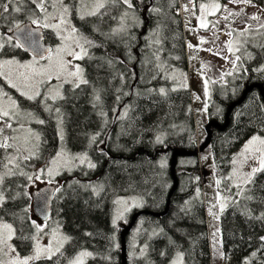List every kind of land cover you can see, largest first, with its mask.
<instances>
[{
  "label": "trees",
  "instance_id": "trees-1",
  "mask_svg": "<svg viewBox=\"0 0 264 264\" xmlns=\"http://www.w3.org/2000/svg\"><path fill=\"white\" fill-rule=\"evenodd\" d=\"M230 1L195 0L196 10L209 11L216 4V13H221ZM252 1L264 7V0ZM178 3L131 0V8L122 2L109 3L97 15L83 19L72 8L71 20L79 35L91 42L87 43L91 56L84 62L88 83L67 85L63 98L57 101L29 99L0 76L7 93L44 121L34 123L41 139L38 156L32 164H25L27 171L44 167L63 147L74 155H87L94 165L84 163L57 176L51 219L61 223L70 241L51 260L32 264H69L74 254L84 250L92 254L84 264H121L122 225L112 221L115 199L141 195L148 199L141 210L165 211L174 185L173 152L197 149ZM17 6L22 8L19 13L11 10ZM29 9H35L30 0H17L9 12L0 7V13L8 17H0L6 36L15 29L14 23L30 20ZM36 15L42 13L37 10ZM45 33L46 41L54 45L56 34L50 29ZM15 42L12 39L0 56L30 57L14 47ZM229 50L236 57L235 66L224 74L222 82L211 81L207 110L209 121L221 124L249 85L264 86V24L245 30L231 28ZM255 135L264 137V101L258 89L233 108L226 129L212 128L220 191L227 190L222 184L228 182L233 155ZM203 155L177 157V187L168 211L160 217L140 216L126 238L127 264H169L177 252L182 253L183 264H212L203 185L205 163L200 165ZM5 158V149H0V160ZM28 181L22 173L7 177L2 183L6 197L0 205V218L13 223L14 243L22 254L30 252L33 245L32 239L23 237L35 232ZM229 194L230 203L221 214L227 264H264V171L244 189L231 186Z\"/></svg>",
  "mask_w": 264,
  "mask_h": 264
},
{
  "label": "rangeland",
  "instance_id": "rangeland-1",
  "mask_svg": "<svg viewBox=\"0 0 264 264\" xmlns=\"http://www.w3.org/2000/svg\"><path fill=\"white\" fill-rule=\"evenodd\" d=\"M180 2L185 7L187 13L186 22H185L187 23V28L185 29V34L187 33L190 34L191 30H190V26L188 25V18L191 13H195L196 11L194 9L195 6L194 5L192 6V12H191L189 8L188 0H180ZM64 3L69 7V14L67 16V19L70 21V26L65 25L64 30L61 31V34L59 36L56 34V31L54 29L44 28V29L52 30L57 37V41L53 46V50L51 51V53L47 58L39 60L32 56L24 59H19L16 57L0 56V63L6 60H14L17 62L12 65H3L2 67H0V72L4 73V75L1 77H3L7 81V83L8 80H11L13 83L17 84V88L14 89L17 90L20 94L21 92L27 93V95H24L26 97H28V95H32L33 90L31 88L24 87L22 81L18 79V75L21 72H28L29 74H31L32 70L21 68L20 67L21 64H34L35 69L37 71H43L47 69L49 65L53 66L52 75L50 78L47 75L36 76L34 78V82L40 80L44 81L43 83L39 84L37 89L40 92V95L36 96L34 99L38 97H42V100H44L45 102H50V101L52 102L61 99L59 97L55 99L52 98L53 96H55V90H58L60 96L63 98L65 87L67 85H70L71 87H76L75 84L79 83V79L77 77L69 76L68 73L74 72L77 66L82 71V78L84 80H87L84 62L86 59H88L91 56L88 44L84 43V40L80 39V43L84 44V48L86 49L87 54L85 55L81 53V49L76 46V43L72 39L62 40L61 36H67L70 27H75L71 20V9L75 8V10L77 11V15L80 17L81 11L84 12L88 11L91 7V4L89 3L88 7L81 9L79 0H75V3L73 0H64ZM46 6L48 7L50 13L57 16V19L55 20L49 19L47 22L58 23L59 22L58 17L60 14L59 5L55 9L52 8L50 5H46ZM215 6L217 5L212 4L209 8V11L212 13H216L217 8ZM221 13H233V17H232L233 21L227 23V21L224 19L218 20V24L220 25V28L218 29L219 30L218 38L219 39L220 37L222 38V44L221 47L218 48L214 56L221 57L223 55V61L222 59L219 58V60L221 61V65L225 63L224 66L230 67L233 66L234 63H236V57H234V55H232L229 50V42L231 40V28L245 30L250 26H259L264 24V7L259 6L250 0H232L224 4ZM86 16L87 15H85V17ZM253 17H258V19H253ZM35 18H39L41 22H43L44 14L42 13L41 17H38L37 15L32 17V19ZM29 21H31V19ZM18 23L22 24V21H19ZM7 36L4 34V28L0 27V44L3 45V47L0 48V53L2 52V50L6 45L8 46V44L11 43L8 40V38L11 37V33L8 34ZM76 36L77 38L81 37L78 31ZM57 48H64V49L70 48L75 52L80 53L83 58L76 59L73 56L69 55L66 50L57 54L56 52ZM185 48L187 53L190 52L193 53V55L195 54V52L193 51L194 47L193 45L191 46L189 42L188 44L185 45ZM206 55H207V49L197 50L198 60ZM192 58L190 59L189 55H187V59L188 60L190 59V62L188 63L187 66V70L189 69L191 70L193 68ZM61 59L64 62H66V69L60 73V78L57 79L56 74L59 70L56 67V65L57 62L60 61ZM224 66L222 65V67ZM190 70L186 72V80L192 90V77H191L192 73ZM214 75L216 78L219 77L218 80L220 81L224 80L221 77L222 74L216 72ZM81 84L83 83H79V86ZM8 85L11 86L9 83ZM210 97H211V91L208 92L205 88L197 89L192 94V107H193V113L196 123V144L198 148H200L203 145V144L201 145V143H203L204 139L207 138L206 127L209 122L207 110H208ZM13 101H15V104H13ZM0 108H3L9 111L10 113L9 117H0V128H3V133L0 134V143L4 142L5 137L9 138L8 143L12 144L13 147L5 149L6 157H13L15 161L14 164H9L8 168L0 169V175H4L6 172H8V169H11L13 173L12 175L22 173L25 174L28 179L29 177H31V179H29L28 181V190L31 195L32 201H33L32 192L34 190L39 189L48 184L58 186L59 184L57 181V176H59L64 171H71L76 166H85L84 163L88 165H93L92 161L88 160L89 157L87 155L82 153H78L77 155H74L68 150L69 148L63 147L50 158L48 164H46L44 167L40 166L27 171V167L25 166V164H32L31 160L35 159L38 156L37 152H38L41 135L37 130V128L35 127L34 123H39V121L41 120L36 116V114L32 110L25 109L24 107H22L19 101L16 98H14L12 95H9L1 84H0ZM7 123H11L12 127L11 128L6 127ZM59 131H60V138L64 139L65 133L63 132L62 128H60ZM255 136H259V135H255ZM260 137L264 138L263 136ZM250 139H248L243 144V146L233 155V158L231 160L232 167L230 172L227 174L228 182L225 185L222 184V187L224 189L227 188L226 191H220L219 184H217V181L219 180L215 174V159H214L212 145L208 149L206 148L207 149V150L205 149L206 151L204 150L203 152H201L204 155L200 159V165L205 163L203 185H204V198L206 204L207 221L209 223V239H210L211 254H212V264H227V259L223 249V240H222V232H221V214L228 207L230 203L231 196L229 194V188L231 186H237V185H239L242 189L246 188L249 183H244V178L247 176L248 173L251 172V169L253 167L259 166L258 159L253 158V157L258 158L260 155L259 153L253 151L249 153H244L242 155L244 146ZM255 147H257V145L253 146V148ZM24 157H28V158L25 159ZM53 160L56 161L55 164H53ZM4 163H7L6 158ZM49 170H51V175H49ZM259 173L260 172L256 173L252 177V180ZM12 175H4L3 181L7 177H10ZM2 183H0V194L3 195L5 200L6 196L2 190ZM147 201L148 199H146L145 197L136 194L117 197L115 199V205L112 214L113 223L115 221L114 224L120 226L122 225V229H123V226L129 221V219H131L134 210L136 209L141 210V208ZM2 203H0V205ZM222 206H223V210H222ZM32 211H33V205H32ZM33 219L37 224H40L43 228V231L40 233H37L35 229L33 235L38 238L39 244L41 246H47L49 243H51L55 248L62 244L63 246L60 248L61 251L70 241V236L66 232H64L61 223L58 222L56 218L51 219L50 217L49 218L50 220L48 219L46 221H43L39 217H37L33 211ZM0 222H6L13 225V223H11L10 221L8 220L6 221L1 218H0ZM135 231L137 233L138 228ZM134 236L135 235H133L132 237L133 242L135 239ZM8 243L13 248H15L16 251L8 252L7 255H5L3 252H0V260H3L5 264H8V261L13 259L17 255V253L22 258L33 255L34 254L33 250L37 241L33 240L32 249L27 254H22L17 250L14 243V236ZM5 251H7L6 247H5ZM84 251L90 252L88 250H84ZM80 252L82 251H79L76 254H74L69 261L71 262L74 259H76V257L79 255ZM90 256H86L82 258L83 264L87 261V259ZM41 259H45V258H41ZM182 260H183L182 253L177 252V254L173 257V259L170 261L169 264H183ZM35 261L37 260L30 261V264H32Z\"/></svg>",
  "mask_w": 264,
  "mask_h": 264
},
{
  "label": "snow or ice",
  "instance_id": "snow-or-ice-1",
  "mask_svg": "<svg viewBox=\"0 0 264 264\" xmlns=\"http://www.w3.org/2000/svg\"><path fill=\"white\" fill-rule=\"evenodd\" d=\"M17 0H7V3H3L0 2V7H2L4 9V12H9V8L10 5H12L13 3H16ZM20 3H23V0H19ZM124 3L126 5H128L129 8L132 7L131 4V0H79V3L81 5V9L88 7V4H91V7L88 11L84 12L81 11L80 13V18L83 19L85 17V15L87 16H95L97 15L101 9H104L106 4H117V3ZM30 3L35 5V9H29V13H30V19H31V23L33 25H39V27L41 28H50V29H54L56 31V34L59 36L61 34V31L64 30V26L65 25H69L70 26V21L67 19V16L69 14V7L67 5H65L64 0H30ZM46 5H50L52 8H57V6L59 5V9H60V14L58 17L59 22L58 23H48L47 21L49 19H57V16L53 15L52 13L49 12L48 7ZM203 7V5L201 6ZM14 12H21L22 8L17 6L15 8L11 9ZM39 11L40 13L44 14V19L43 22H41V20L39 18H35L32 19L31 17L36 16V11ZM10 14V13H9ZM0 17H2L3 19H8L7 16H4L3 13H0ZM253 19H258V17H253ZM14 27L16 29V35H15V44L14 47L17 48H23V47H28L31 48L33 51H38L39 50V39L35 38V32L33 29L28 28L27 26L21 27V25L19 23H14ZM9 31H12V28H9ZM77 34V29L75 27H70V30H68V35L67 36H61L62 40H68V39H72L75 43L76 46L79 47L81 49V53L83 54H87L86 53V49L84 48V44L80 43V39L84 40V43H91L90 41H88L86 38L80 37L77 38L76 36ZM13 39V37H9L8 40L9 42H11ZM3 45L0 44V48H2ZM67 51L69 55L73 56L76 59H81L83 58L81 56L80 53L75 52L72 49H64V48H57L56 52L57 54H59L62 51ZM47 51H51V49H47ZM51 59V58H49ZM14 63H17L14 60H6L3 61L2 63H0V67H2L3 65H12ZM21 68H25V69H31V74H29L28 72H21L18 75V79H20L24 85V87L26 88H31L33 90V94L32 95H28L29 99H34L36 96L40 95V92L37 90L38 86L40 83H43V80L40 81H36L34 82V78L36 76H44L47 75L49 76V78L52 75V65H49V67L43 71H37L35 69L34 64H21L20 65ZM56 67L58 68V72L56 74V78L59 79L60 78V73L63 72L66 69V62H64L62 59L60 61L57 62ZM4 73L0 72V76H3ZM69 76L71 77H77L79 79V83H88L87 80H84L82 78V71L81 69L77 66L76 70L74 72H69L68 73ZM70 82V81H68ZM8 83L11 85L12 88H17V84L13 83L11 80H8ZM79 83H76L75 86L79 87ZM161 93H164V89L161 88L159 90ZM21 95H27V93L25 92H21ZM62 98L60 96V93L58 90H55V96H53L52 98ZM13 104H15V101H13ZM57 111H59V109H57ZM10 113L9 111L0 108V117H9ZM39 123H44V121H39ZM6 127L11 128L12 125L11 123H7ZM3 133V128H0V134ZM8 139L7 137L4 138V142L0 143V149H7L10 147H13L12 144L8 143ZM159 139V138H158ZM254 145H257V147L253 148ZM257 152L259 153V157H253L254 159H258V163L259 166L258 167H253L251 169V172L247 174V176L244 178V183H251L252 182V177L261 171H264V138L260 137V136H253L244 146L243 149V153H249V152ZM25 159H27L28 157H24ZM7 159V163H4L3 160H0V165H3L4 168H8L9 164H14V158L13 157H6ZM56 161L53 160V164H55ZM92 167H94V165H90ZM12 171L11 169H8V172H6L4 175H12ZM4 175H0V183L3 182L4 179ZM49 175H51V170H49ZM29 179H31V177H29ZM217 184H219V181H217ZM239 187V185H237ZM239 194V193H238ZM252 197H249V199H251ZM4 200V197L2 194H0V203H2ZM222 210H223V206H222ZM115 223V221H114ZM32 224L35 226L36 232L40 233L43 231V228L40 224H37L35 221L32 222ZM15 229L13 228V225L10 223H6V222H0V252H3L5 255L8 254V252H15L16 249L13 248L8 242L13 238V236L15 235ZM25 239H32V240H36L37 243L34 247V254L27 256V257H20L19 254L17 253V255L8 261V264H30V261L33 260H40L41 258H45L48 260H51L53 256L56 255V253L60 252V248L63 246L62 244L58 247H53V245L51 243H49L47 246H41L39 244L38 238L36 236H32V237H23ZM264 239V238H262ZM5 247L7 248V251H5ZM92 255L90 252L87 251H82L79 253V255L76 257V259H74L73 261L70 262V264H83V257L86 256H90ZM253 255H255V253H253ZM0 264H5V262L3 260H0Z\"/></svg>",
  "mask_w": 264,
  "mask_h": 264
},
{
  "label": "water",
  "instance_id": "water-1",
  "mask_svg": "<svg viewBox=\"0 0 264 264\" xmlns=\"http://www.w3.org/2000/svg\"><path fill=\"white\" fill-rule=\"evenodd\" d=\"M21 27L27 26L30 29H33L35 32V38L39 39V50L38 51H33L31 48L23 47V51L26 52L27 54H29L30 56L42 60L45 59L49 56V54L51 53V51L53 50V44L49 43L46 41V36H45V29L41 28L39 26L33 25L31 23V21L28 22H24L22 24H20ZM16 29H14L11 32V37H13V39L15 40V35H16ZM47 49H51V51H47ZM254 89H258L260 92V95L264 101V86L262 84L259 83H255L252 85H249L245 90L244 93L242 95V97L240 99H238L237 101H235L234 103H232V105L229 107L227 116H226V121L224 124H221L217 121H209L206 127V134H207V138L205 143L198 149L189 152L186 150H175L173 152L172 155V166H171V173L172 176L174 178V185L172 187V190L169 193V197H168V202H167V206L165 211L157 213V212H152L149 210H140L138 212H136L130 222L126 225L123 226V229L121 230V244H122V263L121 264H127V249H126V238L129 235L130 231L132 230V228L135 226L138 218L141 215H151L154 217H160L164 214L167 213L168 208H169V204H170V198L172 196V194L174 193L176 187H177V180H176V162H177V157H181V156H199L201 152H203L206 148L210 147L212 145V128H218L220 130H224L227 128V126L229 125V116L231 111L233 110L234 107L240 105L241 103L244 102V100L246 99L247 95L249 92H251ZM57 190V186L56 185H45L39 189H36L32 192V197H33V201H32V205H33V211L34 214L39 217L41 220L46 221L48 220L51 215H52V206H53V200H54V195L56 193Z\"/></svg>",
  "mask_w": 264,
  "mask_h": 264
},
{
  "label": "crops",
  "instance_id": "crops-1",
  "mask_svg": "<svg viewBox=\"0 0 264 264\" xmlns=\"http://www.w3.org/2000/svg\"><path fill=\"white\" fill-rule=\"evenodd\" d=\"M232 1V0H231ZM233 13H212L207 10L195 11L191 13L188 18V25L190 26L191 33H187L186 40L193 45L195 54L186 52V56L189 55L192 58L193 68L190 70L192 75V94L194 91L200 88H205L208 92L211 91V81L222 82L218 80L219 77H215V73L224 74L229 71L233 66L222 67L221 61H223V55L221 57L214 56L218 48L221 47L222 38H218L220 25L218 20H226L227 23L232 22ZM219 39V40H218ZM208 45V46H207ZM207 47V48H206ZM207 49V55L203 58H197V50ZM235 57V56H234ZM214 58V59H213ZM187 59V63L190 62ZM221 66V67H220ZM188 70V71H189Z\"/></svg>",
  "mask_w": 264,
  "mask_h": 264
},
{
  "label": "built area",
  "instance_id": "built-area-1",
  "mask_svg": "<svg viewBox=\"0 0 264 264\" xmlns=\"http://www.w3.org/2000/svg\"><path fill=\"white\" fill-rule=\"evenodd\" d=\"M194 5L193 1L189 2V8L190 10L192 9V6ZM176 13L179 14L182 18H184L186 16V9L183 6V4L180 2L179 7L176 9Z\"/></svg>",
  "mask_w": 264,
  "mask_h": 264
},
{
  "label": "flooded vegetation",
  "instance_id": "flooded-vegetation-1",
  "mask_svg": "<svg viewBox=\"0 0 264 264\" xmlns=\"http://www.w3.org/2000/svg\"><path fill=\"white\" fill-rule=\"evenodd\" d=\"M138 211H140V210H138V209H136L135 211H134V213L132 214V216L136 213V212H138ZM132 216H131V218H132ZM142 216V215H141ZM140 218V217H139ZM138 218V219H139ZM131 220V219H130ZM137 222H138V220H137ZM137 222H136V224H137Z\"/></svg>",
  "mask_w": 264,
  "mask_h": 264
}]
</instances>
